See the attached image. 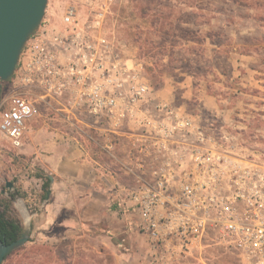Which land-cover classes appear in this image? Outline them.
Returning a JSON list of instances; mask_svg holds the SVG:
<instances>
[{
    "label": "built area",
    "instance_id": "1",
    "mask_svg": "<svg viewBox=\"0 0 264 264\" xmlns=\"http://www.w3.org/2000/svg\"><path fill=\"white\" fill-rule=\"evenodd\" d=\"M107 11L68 4L62 28L43 20L0 96V134L21 148L27 122L42 113L66 123L133 124L127 163L116 142L101 150L132 179L119 192L152 248L189 253L209 243L242 264H264L263 148L222 119L157 100L142 64L106 35Z\"/></svg>",
    "mask_w": 264,
    "mask_h": 264
},
{
    "label": "rangeland",
    "instance_id": "2",
    "mask_svg": "<svg viewBox=\"0 0 264 264\" xmlns=\"http://www.w3.org/2000/svg\"><path fill=\"white\" fill-rule=\"evenodd\" d=\"M87 3L94 8L106 7V35L127 58L142 64L150 86L159 89L175 85L178 89L174 88L168 96L175 106L182 105L191 115L202 119H222L225 125L246 134L250 142L264 150L261 101L264 81H254V73L249 70L250 67L264 73V66L251 64L242 57L245 52L264 56V0H92ZM64 4V0H49L44 21L47 23V18H51L54 5L55 13L62 17ZM185 30L193 33L189 37L193 41L182 40ZM9 88L10 85L3 84L1 94H6ZM239 88L245 92L241 93ZM202 89L210 91L221 103L218 113L203 110L199 105ZM18 149L0 134V207L8 205L11 215L23 222L34 208L29 210L21 196L19 200L12 199L5 188L6 181L17 178L18 173H13V169L18 168V160L14 158L19 155ZM19 189L26 195L20 186ZM38 233L37 229L31 230L29 238L34 244L29 247L55 246L63 256L90 252L84 250L80 239L59 238L56 242L48 238L52 234L60 236L61 229ZM126 244L132 252H126L125 259L116 257L110 248H105L103 253L91 252L109 259L111 264H242L231 250L209 243L189 253L174 252L169 250L171 245L153 249L146 236L139 233Z\"/></svg>",
    "mask_w": 264,
    "mask_h": 264
},
{
    "label": "crops",
    "instance_id": "3",
    "mask_svg": "<svg viewBox=\"0 0 264 264\" xmlns=\"http://www.w3.org/2000/svg\"><path fill=\"white\" fill-rule=\"evenodd\" d=\"M64 2L65 6H76L81 13L90 4L87 0ZM56 11L54 5L47 21L51 27L62 28L61 17ZM242 57L249 59L251 64L264 66V56L256 52L242 53ZM249 70L254 73V81H264V73L250 67ZM174 88L178 89L175 85L153 88L154 97L173 104L168 96ZM252 92L258 94L255 89ZM209 93L202 89L199 105L203 110L218 113L221 103ZM261 101L264 106V98ZM177 107L184 109L182 105ZM78 118L84 122L66 123L43 113L29 120L19 155L14 156L19 169H13V173L18 174L12 181L27 208H34V212L29 213L31 230L37 229L40 235L52 228L61 229L60 236L48 235V238L57 242L59 238L73 237L84 243L85 251L103 253L105 248H110L116 257L125 259L124 254L132 252L126 243L139 233L135 228L136 216L125 207L119 190L133 181L118 165H112L101 147L108 141L116 142L117 159L127 163L125 152L130 132L135 131L136 126L124 124L115 128L97 123L92 117ZM110 129L115 130L116 136L110 134ZM19 186L26 195L21 193ZM24 223L25 220L22 226Z\"/></svg>",
    "mask_w": 264,
    "mask_h": 264
},
{
    "label": "water",
    "instance_id": "4",
    "mask_svg": "<svg viewBox=\"0 0 264 264\" xmlns=\"http://www.w3.org/2000/svg\"><path fill=\"white\" fill-rule=\"evenodd\" d=\"M48 2L49 0H0V96L2 84L14 75L27 41L40 28ZM5 188L12 199H20L13 181H6ZM47 194L49 195V191ZM30 234V217H27L16 241L6 243L0 238V264L4 263L8 255L27 244Z\"/></svg>",
    "mask_w": 264,
    "mask_h": 264
},
{
    "label": "trees",
    "instance_id": "5",
    "mask_svg": "<svg viewBox=\"0 0 264 264\" xmlns=\"http://www.w3.org/2000/svg\"><path fill=\"white\" fill-rule=\"evenodd\" d=\"M157 22L152 25L155 26ZM188 24V22H187ZM160 28V27H159ZM156 29H158L156 27ZM163 29V28H162ZM184 36H181L183 41L191 42L189 39L193 33L190 30L184 31ZM13 76L3 84L10 85ZM2 84V85H3ZM47 189V185L43 187V192ZM22 224L19 219L12 216L9 212V207H0V238L6 243L16 241L22 233ZM55 229V228H52ZM53 235V234H52ZM29 244H34L33 240L29 238L28 243L19 250L13 252L5 258L3 264H111L110 260L103 258L97 253L83 252L78 254H69L63 256L55 246L29 247Z\"/></svg>",
    "mask_w": 264,
    "mask_h": 264
}]
</instances>
